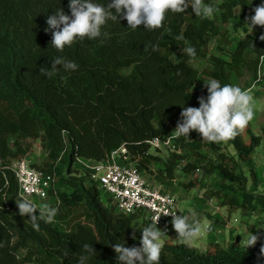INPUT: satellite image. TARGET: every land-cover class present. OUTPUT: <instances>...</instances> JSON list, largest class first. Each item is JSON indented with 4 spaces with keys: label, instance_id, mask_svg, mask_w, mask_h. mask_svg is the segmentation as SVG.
<instances>
[{
    "label": "trees",
    "instance_id": "obj_1",
    "mask_svg": "<svg viewBox=\"0 0 264 264\" xmlns=\"http://www.w3.org/2000/svg\"><path fill=\"white\" fill-rule=\"evenodd\" d=\"M93 2L106 6L111 0ZM261 2L221 0L209 18L195 16L190 7L184 13L169 12L163 27L153 31L143 25L133 31L125 20H109L100 37L77 41L60 53L51 46L52 34L45 32L46 19L58 8L71 16L69 0H0V264H79L80 256L87 255L85 244L97 252L85 264H117L111 245L140 246L142 233L135 232L134 224L140 218L142 228L151 224L146 217L118 212L112 199L103 200L89 172L77 175L73 169L81 159L101 162L123 146L129 150V163L153 184L173 193L178 173H195L197 182L213 180L211 197L223 207L264 213V194L249 189L250 177L259 185L253 155L263 137L253 132L250 122L226 143L232 148L227 152L200 136L191 140L174 133L182 108H198V98L207 97L204 82L215 78L222 86H238L249 74L258 80L264 67L259 36L264 32L240 40L229 60L211 55L210 47L236 10L249 17ZM204 3L214 6L211 0ZM153 45L158 46L155 51ZM185 47H194L196 56L189 58ZM58 56L74 61L78 69L58 66L52 76L41 74L39 68L50 69ZM173 135L175 149L166 148L167 160L151 153L160 150L152 141ZM36 140L46 153L38 169L58 176L51 192L58 213L52 223L39 221V230L18 214L16 202L22 198L12 169ZM189 157L194 162L184 165ZM155 163L162 173L157 180L149 171ZM194 187V181L186 186ZM78 212L85 221L71 224ZM133 232L136 240L131 239ZM262 246L264 234L252 247L235 239L223 248L212 243L206 251L166 242L159 264H264Z\"/></svg>",
    "mask_w": 264,
    "mask_h": 264
},
{
    "label": "clouds",
    "instance_id": "obj_2",
    "mask_svg": "<svg viewBox=\"0 0 264 264\" xmlns=\"http://www.w3.org/2000/svg\"><path fill=\"white\" fill-rule=\"evenodd\" d=\"M68 7L71 16L65 14L62 8H58L46 19L48 27L45 32L52 34L51 46L60 53L66 46L70 47L77 41L100 37L102 27L109 20H125L128 28L133 31L141 25L145 30L153 31L163 27L169 12L184 13L190 7L195 16L209 18L217 11L213 6L205 4L204 0H111L106 6L94 3L93 0H69ZM252 11L254 15L245 17V24L252 30L256 27L264 28V0ZM259 40L264 41V34L259 36ZM157 47L153 45V50ZM183 51L189 58L196 56L194 47H185ZM58 66H62L66 71H75L79 67L74 61L58 56L51 61L50 69L40 67L39 71L43 75L52 76ZM204 87L207 89V97L198 98V108H182L181 119L177 122L174 133L189 139V134L196 132L205 142L227 143L244 131L254 118L251 89H241L229 84L222 86L215 78L204 82ZM16 205L19 216L27 217L34 230H39V221L52 223L58 213V208L48 204L37 207L28 199H22L16 202ZM169 216L172 217V228L179 243H191L199 236L200 226L198 222H190L189 215L174 213ZM158 222L159 219L140 230V246L127 247L125 242L111 245L116 253L117 264H159L162 236L167 230H160L157 227ZM131 239L136 240L135 232ZM260 239L259 232L249 233L246 243L252 247ZM83 247L87 255L80 256L79 264H85L92 255H97L91 244H85ZM260 251L264 255V246Z\"/></svg>",
    "mask_w": 264,
    "mask_h": 264
},
{
    "label": "rangeland",
    "instance_id": "obj_3",
    "mask_svg": "<svg viewBox=\"0 0 264 264\" xmlns=\"http://www.w3.org/2000/svg\"><path fill=\"white\" fill-rule=\"evenodd\" d=\"M211 1L214 5L213 8H216L217 5L221 3V0ZM259 32H264V28L256 27L252 30L247 24H245V18L239 15V10H236L235 17L229 24H227V26H225L222 36L216 41L212 42L210 54L229 60V53L234 51L237 43L240 40L248 39L251 36L257 35ZM194 66L199 70L203 68V65L199 63H195ZM246 77V79L244 78L239 82L238 86L241 87V89H251L250 95L253 97L252 109L254 112V118L252 121H250V124L255 134L263 136L261 146L253 155V167L257 174L259 185L256 187L254 185V179L250 177L249 189L250 191L257 194H264V67L260 72L257 81L250 74ZM198 136V133L191 132L189 134V139L193 140ZM217 144L224 152L232 151V148H229L226 143L222 142ZM151 153L161 157L164 160H167L170 156V151L166 148H162L158 151L151 149ZM204 154H206L208 157H211L212 159L215 158V156L211 153L204 152ZM21 160L29 161L32 167H37H34L36 169L41 167V165H43V163L46 161V153L42 148L41 142L37 140L32 141L30 153L25 158L15 161L13 165ZM184 161V165H186L187 161L194 162V159L189 157V160L185 158ZM61 163L63 165L64 174H66L68 161L65 156ZM85 163L90 164L86 160H79L74 164L73 169L76 171L77 175H86L88 169L85 167ZM160 168L161 165L155 163L149 170L152 171L151 174H149L152 177H155V180H157L158 176H162ZM148 172L146 174H148ZM194 174L195 173H192L187 177L186 175L178 173L179 183H177V185L171 189L173 192H175L174 194L178 201L179 212L183 215H189L191 217L190 222H198L201 229L199 236L191 243L186 244L199 248L201 251H206V249H208L209 245L212 243H216L223 248L228 247L235 239H238L241 245L248 246L246 239L249 233L256 234L259 232L260 236L264 234V213L262 211L258 210L256 212L250 213L236 208L223 207L220 201L211 197L210 191L216 186L214 185L213 180L210 179L208 182L204 181L203 183H200L195 180L196 177ZM146 178L149 181H153L148 176H146ZM56 179L58 182V176H56ZM191 181L195 182V187L194 189H187L186 186ZM102 197L104 201L110 198V196L104 191H102ZM43 202L44 203L42 204H48L51 207H55L56 205L55 200L52 197H49ZM70 219L71 224L77 221V223H83L85 221L79 212L72 214ZM142 223L143 218H140L135 222L134 228L136 233H139L142 229ZM209 226L210 230L207 232ZM165 229L167 231L162 236V245L166 242L179 244L174 229L172 227H168L162 229V231ZM242 240L245 242H242Z\"/></svg>",
    "mask_w": 264,
    "mask_h": 264
},
{
    "label": "built area",
    "instance_id": "obj_4",
    "mask_svg": "<svg viewBox=\"0 0 264 264\" xmlns=\"http://www.w3.org/2000/svg\"><path fill=\"white\" fill-rule=\"evenodd\" d=\"M174 139L173 135L167 140L155 139L151 144L158 149L174 150ZM129 160V150L123 146L104 161L86 160L90 164L85 163V167L101 192L110 196L118 212L127 216L142 214L150 223L159 219L157 227L162 230L171 224L170 214H180L176 196L165 186L148 181ZM13 169L19 182L21 198L30 200L37 207L55 191L56 174L36 169L27 160L16 162Z\"/></svg>",
    "mask_w": 264,
    "mask_h": 264
},
{
    "label": "crops",
    "instance_id": "obj_5",
    "mask_svg": "<svg viewBox=\"0 0 264 264\" xmlns=\"http://www.w3.org/2000/svg\"><path fill=\"white\" fill-rule=\"evenodd\" d=\"M173 193H175V192H173ZM168 227H172V224H171V225L169 224V225L166 226V228H168ZM205 228H206V226H205ZM209 230H210V226L208 227L207 232H208ZM203 233H204V232H203Z\"/></svg>",
    "mask_w": 264,
    "mask_h": 264
}]
</instances>
